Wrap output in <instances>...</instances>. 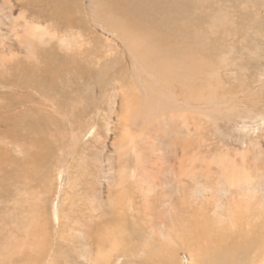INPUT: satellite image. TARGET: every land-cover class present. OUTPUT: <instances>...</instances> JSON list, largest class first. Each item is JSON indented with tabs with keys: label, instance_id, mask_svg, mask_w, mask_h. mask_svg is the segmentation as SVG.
<instances>
[{
	"label": "rangeland",
	"instance_id": "1",
	"mask_svg": "<svg viewBox=\"0 0 264 264\" xmlns=\"http://www.w3.org/2000/svg\"><path fill=\"white\" fill-rule=\"evenodd\" d=\"M30 1L0 0V264H84L79 243L95 231L104 264H204L202 242L242 237L228 219L243 229L264 221L253 217L264 213V0H199L194 17L204 18L203 40L217 56L200 92L212 98L186 100L190 106L175 90V110L145 119L124 109L123 98L132 106L140 97L127 43L101 29L89 0ZM123 7L128 20L145 13ZM211 21L219 27L210 29ZM29 29L37 32L31 45ZM39 51L60 58L57 78ZM23 169L32 180H23ZM231 175L239 179L228 186Z\"/></svg>",
	"mask_w": 264,
	"mask_h": 264
},
{
	"label": "bare ground",
	"instance_id": "2",
	"mask_svg": "<svg viewBox=\"0 0 264 264\" xmlns=\"http://www.w3.org/2000/svg\"><path fill=\"white\" fill-rule=\"evenodd\" d=\"M121 1H123L122 4L124 5V7L117 0H89L90 6H92V14L93 15L96 14L95 17L100 16L99 20L101 22V25H100L101 29H103L104 31H107V32H111L115 36L122 38V39H120L121 41H125V43H127V46H126L127 49L126 48L125 49L128 51L129 60L132 64V66L134 67V73H135V75H134L135 76V78H134L135 82H132V86H134V88L138 90L137 92L140 93V94H138V96L140 95V97H138V99L135 100V104L132 106H131L130 100H125V98H123V103L125 102L124 109H126L127 111H129L131 113L132 112L134 113L135 110H139L140 111V118H144V119H145V117H156V116L164 114L166 112L168 113L170 110L173 111L176 109V108L175 109L173 108L174 105L177 107V105L174 103V101H175L174 94L177 95L175 90H177L179 92V94L183 97L182 98L183 101L190 100L189 101L190 103L194 102L196 104V102L200 103V102H205V101L211 99L212 98V96H211L212 92L209 94H205L203 96H201V93H203V92L202 91L200 92V89L203 88L205 85V82H207L206 76H204V73L211 68L212 63L214 62L215 58H217V56L215 54L216 52H214V50H213L214 47L213 48L211 47V41L209 43L210 45L208 46V43H205L203 40V28H201V25L199 24V20L204 19V18L197 20L194 17V16H197V15H194V12L199 11L201 13V11L203 9L202 1H199V0H121ZM30 2H32V0ZM124 2L127 4H124ZM157 6H160L161 8L156 10V13H155L156 19L154 20L153 18H151V15L149 13L153 12ZM112 7H113V10L111 12ZM121 7H123V9L127 12H131L128 9V7H136L139 9L144 8L145 13L137 15V14H133L131 12V13H129V15L132 16V19L128 20V19H126L125 16L120 14V12H121L120 8ZM147 8H148V11H147ZM183 16L187 17L188 21L191 20L193 22H197L196 25L191 26L190 24L182 23L181 18ZM209 23H211L209 25L210 29L219 27V25L217 23H215L214 21H211ZM147 26L153 27L152 28L153 29L152 35L149 34L150 30L143 29L144 27H147ZM212 26H216V27H212ZM157 27L160 29L159 32H157ZM71 28H72V25H71ZM27 33L31 39L28 38L26 41L29 45H31L32 44L31 40L34 37H36V35H37L36 29H34L33 32L29 29V30H27ZM78 35H80V34H78ZM84 38L85 37H83V39ZM88 39H89V37H88ZM147 39L148 40L152 39V41H148ZM41 44H43V43H41ZM213 46H215V44ZM206 47L207 48L210 47V49L212 48L210 53H204ZM37 53H39L40 55L43 54L46 57L52 58V61L50 63V67L48 66L47 70H45V71L46 72L49 71L48 69L52 70L53 74H54V75L53 74L52 75L54 76V78H57L56 67L58 64V60L60 58L58 59V57H56L55 54L52 52L39 51ZM101 53H104V52H101ZM61 63L64 64V61H62ZM133 67H131V68H133ZM98 71H99V69H98ZM131 72H132V70H131ZM44 75H46V74L44 73ZM92 82H93V80H92ZM41 83H42V81H41ZM120 85L122 86V89H123L124 85L123 84H120ZM78 87H76V88H78ZM127 91H128V89H127V87H125V92H127ZM205 92L207 93V91H205ZM122 93H123V90H122ZM124 96L125 95L123 93V95L120 97H124ZM207 97H209V98H207ZM131 98H135V97H131ZM189 102H187V104ZM126 103H127V105H126ZM180 103L181 102H179V104ZM190 103H189V105H190ZM47 106H49L50 109L53 110V112L59 113L58 112L59 110L57 109L55 104L50 102ZM184 106H185V104H183L182 108H184ZM126 110L124 111L125 112L124 118L126 117V119H127L129 114H128V112H126ZM89 114H91V113H89ZM169 114H170V112H169ZM86 117H88V116H86ZM62 121H63V119H62ZM129 124H130V120H125V122H124L125 132L123 135V138H124L123 140H125V137L130 136ZM142 124L144 125L145 123H142ZM119 127H120V125H119ZM65 131H66V129H65ZM124 143L125 142H123V145H124ZM29 144L33 147H37L39 145V142L30 141ZM123 145L121 147H123ZM17 146H18L17 149L21 148V144L19 142H18ZM121 147H119V148L121 149ZM257 156H258V154H257ZM75 157H76V155H75ZM14 160L15 159H13V161ZM217 163H220V162H216V165H217ZM82 165H83V163H82ZM216 165H213V166H216ZM33 166L36 170L37 169L42 170V168H43V165L40 161H38L37 163H34ZM218 166H220V164ZM66 168H67V166H66ZM85 169H86V167H85ZM3 171H4V169H3ZM79 171H81V169ZM219 171H221V170L219 169ZM5 172H7V170ZM56 172H57V170H56ZM222 172H224V171L222 170L221 173ZM60 173H61V171H60ZM81 174H79V175H81ZM58 175H60V174H58ZM191 176H193V175H191ZM237 176H239V175L237 174ZM221 177L222 176H220V178ZM227 177H229V176H227ZM234 177L239 179V177H236V176H232L230 178H226V176H225V179L227 181H229V183H230L229 184L227 182V185L229 184L228 186H230L232 184V180ZM22 178H23V180L30 179L31 178V172L27 171L26 169H23ZM31 180H32V178H31ZM37 183L38 182H36V184ZM236 183H238V181H235L234 184H236ZM120 184L121 183L119 182L118 185H120ZM208 191H210V189ZM215 191L217 192L218 190H215ZM215 191H213V192L215 193ZM228 191H235V190L229 189ZM210 192H212V191H210ZM109 193H110V191H109ZM214 193H213V195H214ZM16 195H18L19 197H22V199L25 202H27L28 199L26 198L25 193L19 192ZM211 196H212V194H211ZM205 197L207 198V196H205ZM30 198H31V202L34 203L35 202L34 197L31 196ZM0 203L6 204V203H4V201H2ZM242 203L244 205H246L245 202H242ZM225 209H228V208H225ZM245 209H246V207H245ZM261 210H264V206L261 207ZM199 211H201V210H199ZM192 213H194V212H192ZM245 215H246V213H245ZM233 216L235 217V215H233ZM263 216H264V213L258 212L256 214V216L254 215L253 217H255V219H260ZM95 217H96V215H95ZM222 218H223V216H222ZM95 220H97V219H95ZM230 220L232 221L233 227L235 229L239 228L240 229L239 232L242 233V237L240 239H235V241H239L240 243L237 242L234 245L231 244V242L229 241V239L231 237L227 236L226 233H224L225 235L222 236L217 241L216 244H214V240H212L210 242H208V241L202 242L201 244L204 246L205 249H203L199 252L198 262L206 264L207 261H205V258H204V256H206V259L208 261L210 260V264H264V230H262V229H264V221L260 224L255 222L254 225L249 226L250 224L247 221L248 219L246 220V218H245V220L247 222L243 226H247L246 228H248V227L249 228L243 229V228H240V227H242V224L240 223V221H238L237 219H232V218L228 219V221H230ZM115 229H117V228H115V226H114L111 233H114ZM89 230H90V227H89ZM91 230H92V228H91ZM89 234H90V231H89ZM97 235L98 234L95 231L94 236L92 238L90 237L92 239V241H90L91 239L86 240L83 245L81 243H79L80 248H82L85 251L86 256L88 258V260H86L84 257V259H85L84 264H104V262L101 259L102 254H103L102 253L103 252L102 246L104 244V240L100 236H99V238H101V239L97 238ZM104 235H106V234H104ZM111 235H113V234H111ZM233 235H234V233L231 234L232 237H233ZM108 236H110V235H108ZM112 237L114 238V236H112ZM185 238L186 237H184V239ZM185 240L183 241L184 244L186 243ZM199 240H202V239H199ZM205 245H206V247H205ZM94 251H95V253L93 254ZM192 256L193 255H190V257H188V255H187L189 261L190 260L192 261ZM163 257H164V259L165 258L168 259L166 254ZM152 258H154V257H152ZM152 258L150 256V259H147V260L151 261ZM165 261H166V259H165ZM185 261L186 260H184L183 262L185 263ZM0 262H1V260H0ZM8 262L10 263V261H7V263ZM153 264H159V263H157V261H156Z\"/></svg>",
	"mask_w": 264,
	"mask_h": 264
}]
</instances>
